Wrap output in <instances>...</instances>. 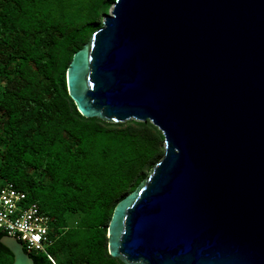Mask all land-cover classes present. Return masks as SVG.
<instances>
[{
	"label": "water",
	"instance_id": "obj_1",
	"mask_svg": "<svg viewBox=\"0 0 264 264\" xmlns=\"http://www.w3.org/2000/svg\"><path fill=\"white\" fill-rule=\"evenodd\" d=\"M85 117L150 120L164 154L116 206L125 264H264V0H115L67 70ZM11 264H34L22 242Z\"/></svg>",
	"mask_w": 264,
	"mask_h": 264
},
{
	"label": "trees",
	"instance_id": "obj_2",
	"mask_svg": "<svg viewBox=\"0 0 264 264\" xmlns=\"http://www.w3.org/2000/svg\"><path fill=\"white\" fill-rule=\"evenodd\" d=\"M114 1L0 0V188L13 183L51 218L34 264H125L109 253V223L164 154L150 120L85 117L69 95L73 56ZM12 261L0 242V264Z\"/></svg>",
	"mask_w": 264,
	"mask_h": 264
},
{
	"label": "built area",
	"instance_id": "obj_3",
	"mask_svg": "<svg viewBox=\"0 0 264 264\" xmlns=\"http://www.w3.org/2000/svg\"><path fill=\"white\" fill-rule=\"evenodd\" d=\"M27 192L11 182L0 188V229L22 242L25 250L47 252L52 244L51 218L39 205L27 200ZM50 259L53 260L51 256Z\"/></svg>",
	"mask_w": 264,
	"mask_h": 264
},
{
	"label": "rangeland",
	"instance_id": "obj_4",
	"mask_svg": "<svg viewBox=\"0 0 264 264\" xmlns=\"http://www.w3.org/2000/svg\"><path fill=\"white\" fill-rule=\"evenodd\" d=\"M111 8H112V7H111ZM111 8H110V9H111Z\"/></svg>",
	"mask_w": 264,
	"mask_h": 264
}]
</instances>
